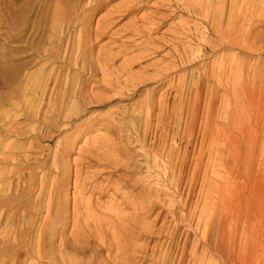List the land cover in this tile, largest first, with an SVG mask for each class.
<instances>
[{"label":"rangeland","instance_id":"rangeland-1","mask_svg":"<svg viewBox=\"0 0 264 264\" xmlns=\"http://www.w3.org/2000/svg\"><path fill=\"white\" fill-rule=\"evenodd\" d=\"M212 1L0 0V264H38L14 261L6 216L19 213L34 250L56 194V245L77 247L73 261L193 264L199 251L208 262L222 232L235 264H264V0ZM53 75L67 81L58 112L38 96ZM90 208L118 225L141 218L128 237Z\"/></svg>","mask_w":264,"mask_h":264},{"label":"bare ground","instance_id":"bare-ground-1","mask_svg":"<svg viewBox=\"0 0 264 264\" xmlns=\"http://www.w3.org/2000/svg\"><path fill=\"white\" fill-rule=\"evenodd\" d=\"M97 0H91V2H96ZM211 1L212 0H208V2H209V4L208 5H210L211 4ZM223 2H224V0H222ZM207 2V1H206ZM221 2V1H220ZM212 3H213V1H212ZM217 3V2H216ZM181 4V3H180ZM186 4V3H185ZM223 4V3H222ZM187 5H188V7H189V9H190V11L191 12H193L194 14L195 13H197V9L196 8H194L191 4H189V3H187ZM219 5V4H218ZM219 6H221V5H219ZM218 8H220V9H218L221 13H223V16L225 15L224 14V12H225V9L224 8H222V7H218ZM75 9H73V8H71L70 10H68V19H67V22H68V26H70V25H73L72 23H73V21H74V19H75V17H74V11ZM217 10V11H218ZM218 11V12H219ZM218 13H216V15H217ZM243 14V13H242ZM196 15V14H195ZM215 15V16H216ZM219 15V14H218ZM222 16V17H223ZM221 17V16H220ZM216 19V18H215ZM224 19V18H223ZM213 20H214V18H213ZM215 21V20H214ZM76 22V21H75ZM216 22H218V20H216ZM222 22H223V20L220 22L221 23V25H223L222 24ZM241 22V21H240ZM214 23V22H213ZM215 24V23H214ZM218 24V23H217ZM75 25V24H74ZM212 25V24H211ZM215 26V25H214ZM220 27V26H219ZM68 28V27H67ZM222 28V27H221ZM211 31H214L213 30V28H212V26H211ZM235 30V29H234ZM238 37V36H237ZM243 37V36H242ZM246 38V37H245ZM233 39V38H232ZM231 39V40H232ZM237 39V38H236ZM241 39V38H240ZM240 39L238 40L239 41V43H241L240 42ZM246 40V39H245ZM235 40H233V42H234ZM61 42H63V39L61 40ZM232 42V41H231ZM243 42V41H242ZM247 42V41H246ZM242 46H243V43H242ZM80 49V48H79ZM82 49V48H81ZM68 50V49H67ZM66 50V51H67ZM66 51L64 52V54H63V56L64 55H66L65 53H66ZM84 52V51H83ZM83 52H81L80 54H82ZM84 54V53H83ZM82 54V55H83ZM85 56V55H84ZM64 57H66V56H64ZM85 58V57H84ZM68 59V58H67ZM84 60V59H83ZM85 61V60H84ZM89 61V60H88ZM70 63V62H69ZM78 63V62H77ZM245 63L246 62H244V63H242L241 64V67L239 68V66H238V69L237 70H239V73L241 74V77H242V79H243V75H244V73L246 72V70H245ZM85 64V63H84ZM87 65L89 66L90 64L89 63H87ZM86 65V66H87ZM232 65H235L234 63L232 64ZM91 66V65H90ZM223 66H225V65H223ZM223 66H222V68H223ZM226 66H227V64H226ZM226 66L224 67V68H226ZM219 67H221V65L219 66ZM91 67H89V69H90ZM224 68H223V70H224ZM230 68V67H229ZM233 67H231V69H232ZM88 69V70H89ZM220 69V68H219ZM220 70H222V69H220ZM226 70V69H225ZM229 70V69H228ZM227 70V71H228ZM89 71H91V70H89ZM225 72V74H223V76L225 75L226 76V73H228V72ZM236 71V70H235ZM223 72V71H222ZM234 72V71H233ZM224 73V72H223ZM231 73H232V71H231ZM238 72H234V74L236 75ZM239 73H238V75H239ZM247 74H248V76H249V73L247 72ZM222 75V74H221ZM228 75L230 76V78H232V75L231 74H229L228 73ZM228 76V77H229ZM240 76V75H239ZM213 77V76H212ZM228 77H227V79H228ZM241 77H239L240 78V80H242L241 79ZM245 77V76H244ZM252 77V76H251ZM67 78V77H66ZM224 78H226V77H224ZM255 78V77H254ZM234 79V78H233ZM68 80V79H67ZM245 80H247V77H246V79ZM229 81V80H228ZM232 81V80H231ZM238 81V80H237ZM243 81H244V79H243ZM41 82V81H40ZM64 82L66 83L67 81L66 80H63V78H61V76H57V75H53V76H49L47 79L45 78V81H44V83H43V85L41 84V86H42V88H40V90H39V92H38V96H39V98H40V107L42 108V109H44V108H46L47 106H48V108H49V105L51 106V107H54V111H56V112H58V110L60 109V108H62V101H61V99H62V97H61V95L62 94H60V90H61V87L64 85ZM219 82V81H218ZM244 83H245V81H244ZM67 84V83H66ZM239 84V83H238ZM65 86V85H64ZM202 86V85H201ZM239 86H240V84H239ZM241 86H242V92H243V90L245 89V87H246V85H244V84H242V82H241ZM76 88V87H75ZM65 89V88H64ZM201 89V88H200ZM209 89V88H208ZM228 89V88H227ZM237 89H240V88H237ZM38 90V89H37ZM248 90V89H247ZM77 91V90H76ZM224 91V90H223ZM225 91H227V90H225ZM224 91V92H225ZM195 92V91H194ZM208 92V91H207ZM77 93L79 94V95H77V97L76 98H79V99H82L83 98V100L82 101H86V99H84L85 98V96H83V92L82 91H80V90H78L77 91ZM76 93V94H77ZM232 93V92H231ZM237 93H238V91H237ZM225 94L227 95V93L225 92ZM57 95H60V97H61V99H60V103H58V99H59V96H58V98L57 97H55V96H57ZM64 96V95H63ZM228 96H229V94H228ZM248 96V95H247ZM54 97V98H53ZM226 97V96H225ZM230 97V96H229ZM245 92H243V94H241V92H240V95H238L237 97H236V100L237 101H235L236 102V104H238V103H243V101L245 100ZM224 99V98H223ZM230 100V99H229ZM231 101H232V99H231ZM228 102V101H227ZM231 103V102H230ZM61 106H60V105ZM213 104V103H212ZM227 104H229V103H227ZM90 105V104H89ZM226 105V104H225ZM240 105V104H239ZM229 106V105H228ZM233 106V105H232ZM236 106V105H235ZM224 107V106H223ZM234 107V106H233ZM232 107V108H233ZM47 109V108H46ZM45 109V110H46ZM64 109H65V104H64ZM53 110V109H52ZM234 110V109H233ZM51 111V110H50ZM64 111V110H63ZM37 112V111H36ZM60 112V111H59ZM65 112V111H64ZM40 113H42V114H40L39 116L41 117V115L43 116V112L41 111ZM55 113V112H54ZM230 113H233L231 110H230ZM46 114V113H45ZM52 114V113H51ZM62 114V113H61ZM70 114V113H69ZM55 116H56V114H55ZM60 116V115H59ZM58 116V117H59ZM62 116V115H61ZM45 117V116H44ZM37 118V117H36ZM43 118V117H42ZM57 119V118H56ZM41 120V119H40ZM44 122V121H43ZM218 130H220V129H218ZM224 130H228V127H225L224 128ZM223 131V130H222ZM230 133V132H229ZM253 133H254V135H255V138H257V131H253ZM252 134V133H251ZM226 135V134H225ZM252 137H253V134H252ZM252 145V144H251ZM251 150V149H250ZM252 151H253V149H252ZM221 159V158H220ZM219 159V160H220ZM223 161H225V160H223ZM219 162V161H218ZM255 162V161H254ZM220 163V162H219ZM221 163H224V162H222V159H221ZM225 164V163H224ZM218 165V164H217ZM220 165V164H219ZM223 166V165H222ZM225 166V165H224ZM220 167V166H219ZM224 168V167H223ZM221 170V169H220ZM224 170V169H223ZM215 171H216V169H215ZM18 173V172H17ZM215 173V172H214ZM217 174V173H216ZM216 174H214V175H216ZM219 174V173H218ZM3 175V174H2ZM1 177V176H0ZM9 177V176H8ZM11 180V179H10ZM17 180V179H16ZM19 180V179H18ZM14 182V180L12 181V185L14 186V191H20V189H19V187L18 186H21V185H23V187L24 186H26V184H27V182H22V181H19V182H17V184L16 183H13ZM16 182V181H15ZM11 187V186H10ZM10 187H9V189H10ZM18 187V188H17ZM25 188V187H24ZM11 189H12V187H11ZM11 189L9 190L11 193L13 192V191H11ZM12 189V190H13ZM15 189H19V190H15ZM145 189V188H144ZM143 189V193L142 194H146V191ZM23 190V189H22ZM150 192V191H149ZM15 192H13L12 194H14ZM147 195V194H146ZM7 196V195H6ZM150 197V196H149ZM144 198V197H143ZM142 198V199H143ZM147 198H148V196H147ZM144 200V199H143ZM6 201V200H5ZM262 202V201H261ZM263 202H264V200H263ZM260 203V202H259ZM38 205V204H37ZM37 205L35 206V207H37ZM1 207V206H0ZM2 207H5V205H3ZM40 207V206H39ZM258 207L260 208L261 206H259L258 205ZM257 207V208H258ZM25 208V207H24ZM140 210H142V211H144V213L145 214H147L149 211H150V205H149V203L148 204H146L145 203V201H143V204L142 205H140ZM259 208H258V210H259ZM16 210V209H15ZM26 210V209H25ZM137 210H139V209H135V212L137 211ZM257 210V209H256ZM257 210V213L259 212V214H261V210H259L258 211ZM14 211V210H13ZM46 216L44 217V223H42L41 224V226L39 227V230H38V232H37V243H36V245H35V249L33 250V247L31 248V250H33V251H31L30 250V248L27 246V245H24V243L22 242V238L25 236L24 234H25V232L21 229L22 227H21V218H20V216H19V213L16 211V212H13V213H11V214H7V221H8V223H7V226H6V228L8 227V229H6V231H7V233H6V235L4 236V239L2 240V242L4 241L5 242V244L7 245V246H10L11 248H14V249H16L15 251H14V249H13V251L15 252L14 254H12V257H13V259H14V261L16 262V261H18V260H20V259H23V258H32V257H34V256H36L37 257V260H38V264H94L93 263V261H90L91 259H89V261H84V259L82 260V258H81V260H79V261H76V258H75V261H73L72 260V258H70V254H71V251L72 250H76V249H78L76 246H77V244L79 245V247H80V244L79 243H82V244H84L85 242L83 241V235H77L76 237H72L73 239H74V244H76V248H74V246H73V248L71 247L70 248V246L71 245H67V240H66V238L64 239V236H63V238H61L60 240H59V243H58V245H56V239H57V232L59 231V229H58V226H59V224L61 225V223H62V220H63V218H62V209H61V207H60V203H59V201H58V197H57V194L53 197V198H51V200L49 201V203L47 204V206H46ZM89 212H88V214H89V216H91L92 217V220H96V222H99V224H101L102 226H105L107 229H112L113 230V232L115 233V234H118V233H120V232H123V233H125V235H128V237H132L133 235H134V230H136L137 229V219L138 218H141V215H135V217H134V219L132 220V221H128L127 220V224H123V225H118V224H116L115 223V221L112 219V218H109V217H107V216H100V215H98L97 213H96V211L95 210H93V209H91L90 208V210H88ZM2 212H3V210H2ZM5 212V211H4ZM7 213V212H6ZM23 213V212H22ZM143 214V213H142ZM144 214V215H145ZM20 215H22L21 213H20ZM1 216V215H0ZM29 216V215H28ZM27 217V216H26ZM26 217H25V219H26ZM142 217H143V215H142ZM4 218H5V216H4ZM255 218V217H254ZM253 218V219H254ZM3 219V218H2ZM2 219H0V220H2ZM6 219V218H5ZM67 220V219H66ZM3 221H4V219H3ZM64 221V220H63ZM5 222V221H4ZM76 223V222H75ZM2 224V223H1ZM6 224V223H5ZM5 224H4V227H5ZM64 224V223H63ZM3 225V224H2ZM30 225V224H29ZM251 226H252V224H251ZM3 227V226H2ZM4 230V229H3ZM84 230V229H83ZM86 230V229H85ZM85 230L84 231H82V232H85ZM111 230V231H112ZM112 232V233H113ZM60 233V232H59ZM113 233V234H114ZM220 233H222V232H220ZM220 233H218V236H217V238H215V240L212 242L211 241V243L209 242L208 244H207V249L209 250L208 251V253L210 254V257L211 258H213V261H206V258L204 257V255H201V254H199V251H197L196 253H195V255L194 256H192V260H193V264H235V258H234V252H233V248L232 249H230L228 246V244L226 245V243L224 242V240H225V238H224V240H223V237H222V235L220 234ZM79 234V233H78ZM86 235H87V233H85ZM61 236V235H60ZM211 236V235H210ZM27 237V236H26ZM105 237V236H104ZM26 239V238H25ZM24 239V240H25ZM117 239H118V237H117ZM116 239V240H117ZM123 239V238H122ZM58 240V239H57ZM114 240V239H113ZM119 241H121V237H119V239H118ZM117 240V242H115V243H118L119 241ZM126 240V239H125ZM124 240V241H125ZM204 240V239H203ZM212 240V239H211ZM87 241V240H86ZM254 241H255V239H254ZM257 241V240H256ZM30 242V241H29ZM89 242H91V241H89ZM208 242V241H207ZM122 243V242H121ZM213 243V244H212ZM106 244V243H105ZM259 244V243H258ZM118 246H116V247H118L119 248V244H117ZM248 245V244H247ZM30 246V245H29ZM33 246V245H32ZM84 246H86V244L85 245H83V247ZM9 247V248H10ZM82 247V248H83ZM89 247V246H88ZM106 247L108 248V250H110L111 249V246H108V245H106ZM121 247V249H122V245L120 246ZM251 247V246H250ZM260 248H261V246H260ZM3 249V248H2ZM84 249H86V248H84ZM196 249V248H195ZM82 250V249H81ZM119 250V249H118ZM78 251V250H77ZM76 251V252H77ZM80 251V250H79ZM84 251V250H83ZM85 251H87V250H85ZM85 251H84V253H85ZM120 251V250H119ZM74 251H72V253H73ZM257 252V251H256ZM83 253V252H82ZM83 253V254H84ZM120 253V252H119ZM192 253V252H191ZM72 255V254H71ZM75 255H76V253H75ZM82 255V254H81ZM183 255V254H182ZM257 255V254H256ZM255 255V256H256ZM76 256H79L78 254L76 255ZM181 256V255H180ZM254 256V257H255ZM259 256V255H258ZM3 257V256H2ZM9 257V256H8ZM11 257V258H12ZM117 257H118V254H117ZM253 257V258H254ZM257 257V256H256ZM119 258V257H118ZM134 258V257H133ZM181 258V257H180ZM185 258V257H184ZM252 258V259H253ZM259 258V257H258ZM12 259V260H13ZM129 259V258H128ZM132 259V258H131ZM130 259V260H131ZM3 260H4V258H3ZM9 260V259H8ZM11 260V259H10ZM124 260V259H123ZM185 260H186V258H185ZM184 259H181L180 260V262L178 263V264H184V261H185ZM210 260V259H209ZM101 261V260H100ZM107 261V260H106ZM106 261H104V263L102 262V263H99V262H97V264L99 263V264H107V262ZM132 261V260H131ZM7 262V261H6ZM5 262V263H6ZM11 263H12V261H10ZM10 262H9V264H10ZM114 262V261H113ZM125 262V261H124ZM128 262V261H127ZM126 262V263H127ZM186 262V261H185ZM192 262V261H191ZM3 263V262H2ZM17 263V262H16ZM16 263H14V264H16ZM116 263V260H115V262H114V264ZM7 264V263H6ZM36 264V263H35ZM108 264H110V263H108ZM113 264V263H112ZM116 264H123V262H120V263H118V261H117V263ZM257 264V263H256Z\"/></svg>","mask_w":264,"mask_h":264}]
</instances>
